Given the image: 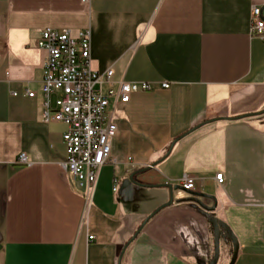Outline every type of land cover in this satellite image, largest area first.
<instances>
[{
    "label": "crops",
    "instance_id": "obj_1",
    "mask_svg": "<svg viewBox=\"0 0 264 264\" xmlns=\"http://www.w3.org/2000/svg\"><path fill=\"white\" fill-rule=\"evenodd\" d=\"M253 7L264 20V0H0V264H212L211 220L222 225L215 264H264ZM45 28L88 29L93 71L154 86L110 103L115 163L101 167L83 221L66 128L41 119ZM185 175L194 191L178 186Z\"/></svg>",
    "mask_w": 264,
    "mask_h": 264
},
{
    "label": "built area",
    "instance_id": "obj_2",
    "mask_svg": "<svg viewBox=\"0 0 264 264\" xmlns=\"http://www.w3.org/2000/svg\"><path fill=\"white\" fill-rule=\"evenodd\" d=\"M88 4L89 0H82ZM250 35L264 39V20L261 11L253 7L250 13ZM36 47L46 53L42 66L41 119L44 124L59 123L65 126L62 141L66 148L65 168L73 182L82 190L87 215L101 167L115 163L110 157V142L117 129L108 110L112 101L128 103L131 95L150 92L154 86L146 82L114 83L113 71H93L90 66V33L86 29L74 37L69 30L45 28ZM168 89L169 84L162 83ZM54 107L51 108V97ZM27 96H35L27 92ZM17 163L27 164L21 154ZM217 185L223 183V174L214 176ZM178 186L185 191L195 190V180L183 176ZM114 190V188H113ZM88 239H92L89 237Z\"/></svg>",
    "mask_w": 264,
    "mask_h": 264
},
{
    "label": "water",
    "instance_id": "obj_3",
    "mask_svg": "<svg viewBox=\"0 0 264 264\" xmlns=\"http://www.w3.org/2000/svg\"><path fill=\"white\" fill-rule=\"evenodd\" d=\"M185 192H189V191H185ZM211 224H212L213 229H214V259H213L212 264H215L217 261V257H218V248H219L218 243H219V239H220V232L218 230V226H222V225L220 223L218 224L216 220H211ZM228 234H229L230 238L232 239V236L230 235L229 232H228Z\"/></svg>",
    "mask_w": 264,
    "mask_h": 264
},
{
    "label": "trees",
    "instance_id": "obj_4",
    "mask_svg": "<svg viewBox=\"0 0 264 264\" xmlns=\"http://www.w3.org/2000/svg\"><path fill=\"white\" fill-rule=\"evenodd\" d=\"M241 118H243V117H241Z\"/></svg>",
    "mask_w": 264,
    "mask_h": 264
}]
</instances>
